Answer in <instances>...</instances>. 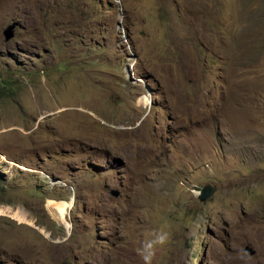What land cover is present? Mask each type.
Instances as JSON below:
<instances>
[{"label":"rangeland","instance_id":"obj_1","mask_svg":"<svg viewBox=\"0 0 264 264\" xmlns=\"http://www.w3.org/2000/svg\"><path fill=\"white\" fill-rule=\"evenodd\" d=\"M0 82V264H264V0H0Z\"/></svg>","mask_w":264,"mask_h":264},{"label":"water","instance_id":"obj_2","mask_svg":"<svg viewBox=\"0 0 264 264\" xmlns=\"http://www.w3.org/2000/svg\"><path fill=\"white\" fill-rule=\"evenodd\" d=\"M15 28H16V24L15 23H11V24H8L6 26V28L3 30V35H4V38L6 40H10L14 36ZM216 190H217L216 186H212L211 184H206L201 189L200 194H199L198 197H199V199L201 201H206L215 193ZM113 194L115 196H117L119 193H118V191H114ZM246 249L251 254H253L255 252L254 249L252 247H250V246H247Z\"/></svg>","mask_w":264,"mask_h":264},{"label":"clouds","instance_id":"obj_3","mask_svg":"<svg viewBox=\"0 0 264 264\" xmlns=\"http://www.w3.org/2000/svg\"><path fill=\"white\" fill-rule=\"evenodd\" d=\"M154 239L146 242L140 250L145 264H152V259L155 254L154 249L156 245H164L167 242L168 234L161 232L154 234Z\"/></svg>","mask_w":264,"mask_h":264},{"label":"bare ground","instance_id":"obj_4","mask_svg":"<svg viewBox=\"0 0 264 264\" xmlns=\"http://www.w3.org/2000/svg\"><path fill=\"white\" fill-rule=\"evenodd\" d=\"M51 183L54 184L52 181H51ZM52 202H54V200H51L50 204H48L49 210L53 209L52 206H54V205H51ZM68 202H71L74 205V197L72 196V198L70 200H68ZM58 206L60 209L59 210V217H60L61 221L65 224L64 226L68 227L70 225V221L68 220V215H69L73 206H71V207L65 206L64 209H62V207H63L62 204H60ZM106 259H107V257H106Z\"/></svg>","mask_w":264,"mask_h":264},{"label":"trees","instance_id":"obj_5","mask_svg":"<svg viewBox=\"0 0 264 264\" xmlns=\"http://www.w3.org/2000/svg\"><path fill=\"white\" fill-rule=\"evenodd\" d=\"M55 5H57V2H55V4L53 5V8L55 7ZM58 9L61 13V7H58ZM67 9H71V6L68 5ZM61 15H62V13H61ZM10 85H12V84H5V82H2V83L0 82V97L2 95H9V93L13 94L14 90H13V87H12V89L9 88Z\"/></svg>","mask_w":264,"mask_h":264}]
</instances>
